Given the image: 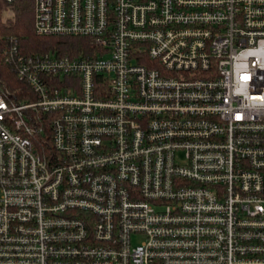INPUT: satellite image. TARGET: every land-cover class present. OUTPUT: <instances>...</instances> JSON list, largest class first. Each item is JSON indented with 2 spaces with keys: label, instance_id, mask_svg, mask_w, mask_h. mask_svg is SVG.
Returning a JSON list of instances; mask_svg holds the SVG:
<instances>
[{
  "label": "built area",
  "instance_id": "built-area-1",
  "mask_svg": "<svg viewBox=\"0 0 264 264\" xmlns=\"http://www.w3.org/2000/svg\"><path fill=\"white\" fill-rule=\"evenodd\" d=\"M33 24L83 40L6 52L0 264H264V0H33Z\"/></svg>",
  "mask_w": 264,
  "mask_h": 264
},
{
  "label": "trees",
  "instance_id": "trees-1",
  "mask_svg": "<svg viewBox=\"0 0 264 264\" xmlns=\"http://www.w3.org/2000/svg\"><path fill=\"white\" fill-rule=\"evenodd\" d=\"M10 8L12 16L4 20V12ZM83 40L73 36L40 35L33 24V0H0V89L8 91L15 99H24L17 91L28 88L17 76L12 62L6 59V52L16 43L19 53L58 50L73 53ZM47 127V134L49 133ZM50 146L47 145V148Z\"/></svg>",
  "mask_w": 264,
  "mask_h": 264
},
{
  "label": "rangeland",
  "instance_id": "rangeland-1",
  "mask_svg": "<svg viewBox=\"0 0 264 264\" xmlns=\"http://www.w3.org/2000/svg\"><path fill=\"white\" fill-rule=\"evenodd\" d=\"M12 16V11L10 10V8H6L5 12H4V20H6L7 18Z\"/></svg>",
  "mask_w": 264,
  "mask_h": 264
}]
</instances>
